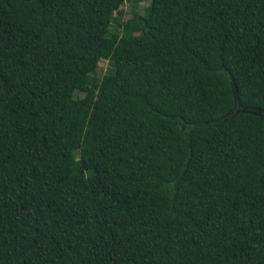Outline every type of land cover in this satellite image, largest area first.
<instances>
[{
  "label": "trees",
  "instance_id": "trees-1",
  "mask_svg": "<svg viewBox=\"0 0 264 264\" xmlns=\"http://www.w3.org/2000/svg\"><path fill=\"white\" fill-rule=\"evenodd\" d=\"M133 1L0 0V264H264V0Z\"/></svg>",
  "mask_w": 264,
  "mask_h": 264
},
{
  "label": "rangeland",
  "instance_id": "rangeland-1",
  "mask_svg": "<svg viewBox=\"0 0 264 264\" xmlns=\"http://www.w3.org/2000/svg\"><path fill=\"white\" fill-rule=\"evenodd\" d=\"M148 1H133V2H125L120 7L119 12L121 13L122 19L125 21L129 18H137L138 15H143L145 13V9L149 4ZM107 67L106 61H101L98 65L97 73L101 74Z\"/></svg>",
  "mask_w": 264,
  "mask_h": 264
}]
</instances>
